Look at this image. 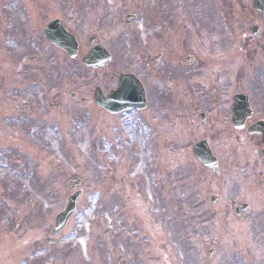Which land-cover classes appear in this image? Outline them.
Returning a JSON list of instances; mask_svg holds the SVG:
<instances>
[{
	"label": "rangeland",
	"instance_id": "374dc122",
	"mask_svg": "<svg viewBox=\"0 0 264 264\" xmlns=\"http://www.w3.org/2000/svg\"><path fill=\"white\" fill-rule=\"evenodd\" d=\"M147 4L155 9L160 0ZM140 5V0H0V264L214 261L202 242L201 171L172 135L170 106L159 99L155 117L106 114L95 106L93 93L97 87L105 94L116 90L114 82L107 85L116 72L110 65L88 70L80 57L67 59L43 37L45 25L58 19L78 36L82 55L88 40L97 37L113 51L119 72L135 66L131 73L139 77V51L120 52L118 42L127 31L129 42L139 47ZM127 16L136 20L130 26ZM16 26L26 43L13 39ZM75 192L83 194L76 215L57 243L47 245L54 217ZM156 198H168L167 213L159 202L152 206Z\"/></svg>",
	"mask_w": 264,
	"mask_h": 264
},
{
	"label": "flooded vegetation",
	"instance_id": "af4514ba",
	"mask_svg": "<svg viewBox=\"0 0 264 264\" xmlns=\"http://www.w3.org/2000/svg\"><path fill=\"white\" fill-rule=\"evenodd\" d=\"M184 1L139 6V83L147 105L170 106L183 149L206 148L202 242L215 259L202 264H264V19L254 0Z\"/></svg>",
	"mask_w": 264,
	"mask_h": 264
},
{
	"label": "water",
	"instance_id": "95a60500",
	"mask_svg": "<svg viewBox=\"0 0 264 264\" xmlns=\"http://www.w3.org/2000/svg\"><path fill=\"white\" fill-rule=\"evenodd\" d=\"M45 34L51 44L62 49L71 58L76 56L77 44L74 37L67 33L58 21L49 24L45 30ZM108 60L109 57L107 53L101 47H97L83 59L82 64L88 68H98L104 65ZM126 79L130 78L123 77L122 86L119 91L113 93L107 100H105L101 92L97 90L95 96L97 105L113 114L124 109L139 108V85L135 83V87H133L129 82H126ZM196 156L200 159L198 153H196ZM79 198V194L70 197L66 209L56 217L54 235L64 229L67 221L75 212V206Z\"/></svg>",
	"mask_w": 264,
	"mask_h": 264
},
{
	"label": "bare ground",
	"instance_id": "6f19581e",
	"mask_svg": "<svg viewBox=\"0 0 264 264\" xmlns=\"http://www.w3.org/2000/svg\"><path fill=\"white\" fill-rule=\"evenodd\" d=\"M7 116H10V115L8 114ZM61 170H63V169H61ZM61 172H63V171H61Z\"/></svg>",
	"mask_w": 264,
	"mask_h": 264
}]
</instances>
